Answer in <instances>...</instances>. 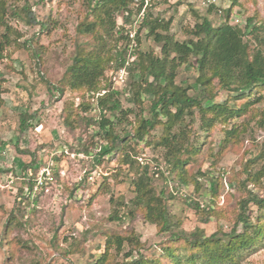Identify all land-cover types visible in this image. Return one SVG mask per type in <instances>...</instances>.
Instances as JSON below:
<instances>
[{
  "label": "rangeland",
  "instance_id": "1",
  "mask_svg": "<svg viewBox=\"0 0 264 264\" xmlns=\"http://www.w3.org/2000/svg\"><path fill=\"white\" fill-rule=\"evenodd\" d=\"M26 1L40 20L50 18L57 23L50 35L40 34L39 25L27 26L10 16L23 6L24 0H9L6 4L7 23L20 33V42L33 41L41 61H36L33 51L23 48L0 61V78L5 81L4 92L0 94V264H96L105 251L108 235L126 239L121 251L115 245L109 247L110 264L135 262L140 256L158 257L159 245L168 236L158 233L138 213L129 214L135 171L120 163L119 153H108V144L98 136L97 127L86 122L90 117H98V111H79L80 118L73 127L65 126V101H73L76 106L79 100L69 89L59 98L45 84L56 85L61 80L71 65L75 43L85 40L76 34V26L87 16V0ZM202 1L154 0L146 9L145 18L170 21V33L182 41L185 39L183 29L195 23L194 11L218 26L222 19L216 17L215 10L230 7L229 0H215L213 10L207 13ZM232 14L235 19L231 18L230 22L240 28L248 17L257 16L264 23V0H241ZM132 19L138 21L135 17ZM141 22H134L129 28L134 36ZM117 23L118 26L123 24L120 19ZM139 39L140 51L153 50L159 54L158 45L146 38L144 28L140 30ZM251 44L255 46L254 42ZM130 45L129 36L119 43L121 49ZM117 70L111 67L104 72L98 94L112 88L121 89L123 84L113 81ZM195 76L194 66L183 65L175 81L196 90ZM138 81L137 74L129 77L127 73L126 85ZM127 97L119 98L121 109H131L133 114L119 123V114L112 117L107 112L106 117L114 122V132L119 138L130 135L124 143L125 152L142 163H149L152 186L157 194L164 191L169 214L177 225L175 230L190 233L200 229L206 236L229 233L239 200L246 197L248 191L264 194V186L251 184L244 172L248 164L253 170L262 166L255 158L264 152V131L256 120L250 117L247 133L240 137L241 143L226 150L217 160L212 155L220 148L222 126L205 134L198 130L199 122L195 121V138L205 144L189 173L200 171L204 176L197 175L198 185L182 186L175 178H167L169 166L162 148L146 146L132 137L136 129L134 115L147 117L148 98H143L141 111L130 104ZM225 100L226 93L222 91L206 106L223 104ZM259 108L264 109V102ZM22 114L34 116L23 132L19 127ZM159 132L160 129H156L154 134L157 136ZM251 161L254 164L249 163ZM33 179L35 186L29 192L24 183ZM21 191L28 198L20 205ZM191 201L206 209L213 207L220 213L219 217H211L204 223L201 213L188 205ZM115 213L117 218H114ZM11 216H15V222L8 224ZM240 264H264V249L247 256Z\"/></svg>",
  "mask_w": 264,
  "mask_h": 264
},
{
  "label": "trees",
  "instance_id": "2",
  "mask_svg": "<svg viewBox=\"0 0 264 264\" xmlns=\"http://www.w3.org/2000/svg\"><path fill=\"white\" fill-rule=\"evenodd\" d=\"M8 1L0 0V61L9 58L11 52L23 48L33 51L36 61L40 63L41 56L33 48V41L20 42V33L7 23ZM139 1L143 4V0ZM240 1L229 0L228 9L215 10L216 17L222 19L218 26L208 17L194 11L195 23L192 27L183 29L185 39L182 41L176 40L170 33V21L144 17L134 36L135 46L121 49L119 43L127 38L124 34L127 30L124 32V28L118 26L117 22L118 19L124 24L133 22L132 18L139 11L132 9L135 0H87V16L76 26V34L85 40L75 43L71 65L56 85L47 84L42 79L48 89L56 92L59 98L69 89L79 100L76 106L73 101H65V126L73 127L80 118L79 111H98V117H90L86 122L97 127L98 136L108 144V153H119L120 163L135 171V178L131 182L134 197L130 200L129 214L138 213L158 233L168 236L159 245L158 257L140 256L135 262L122 264H240L247 256L264 249V194L253 191H248L246 197L239 200L234 226L229 233L206 236L200 229L190 233L176 231L177 225L169 214L168 199L164 196V191L157 194L152 186L149 163H142L125 152L124 143L130 135L124 139L119 138L114 132V122L106 117L107 112L112 117L119 114V123L133 114L131 109H121L119 98L123 96H128L127 101L141 111L143 98L147 97L148 115H134L136 129L132 137L144 142L146 146L162 148L163 158L169 166L167 178H175L182 186L198 185L197 175L204 176L200 171L196 174L189 173V168L197 161L201 146L205 144L195 138V121L199 122L198 130L205 134L222 126L220 148L212 155L215 160L226 150L241 143L240 137L247 133L250 117L264 131V109L259 108L264 102V23L253 16L248 17L241 28L233 25L230 22L232 10L235 6H240ZM213 8L214 5L207 6V13ZM10 16L27 26L39 25L40 34L47 36L56 28L57 21L50 18L40 20L26 0ZM141 28L145 29L146 38L158 45L159 54H155L153 50L142 52L138 49ZM183 65L194 66L196 90L191 85L176 83L178 69ZM111 67L115 70L125 68L129 77L137 74L139 81L128 85L123 83L120 90H103L104 94L100 95L101 79ZM4 82L0 78V94L4 92ZM222 91L226 93L223 104L206 106ZM19 118L20 131L23 132L34 116L22 114ZM156 129H160L157 136L154 134ZM83 152H87V149H83ZM132 152L136 155L135 150ZM256 160L260 161L259 164L262 163L261 168L253 170L248 164L244 172L251 184L263 188V151ZM249 163L254 164V161ZM24 184L32 192L35 180ZM18 198L21 205L28 197L21 191ZM188 205L201 213L204 223H208L211 217L220 215L213 207L206 209L193 201ZM114 218H117V213ZM8 222L14 223L15 216H11ZM125 240L118 235L106 236L105 251L96 260V264H110L109 247L115 245L121 251ZM126 256L128 258L129 254Z\"/></svg>",
  "mask_w": 264,
  "mask_h": 264
},
{
  "label": "built area",
  "instance_id": "3",
  "mask_svg": "<svg viewBox=\"0 0 264 264\" xmlns=\"http://www.w3.org/2000/svg\"><path fill=\"white\" fill-rule=\"evenodd\" d=\"M150 1L151 0H143V4H142L139 0H135V2L133 3V7H134L135 11H137L139 9V11H137L138 14L135 16V20L139 21V20H142L145 17L146 9L150 5ZM214 3H215V0H203L202 1V5L205 6V7H207L209 5H213ZM232 18H234V17H232ZM237 20L238 19L234 20L235 23H237ZM138 21H133L130 24L129 23H126V24L123 23L121 25L125 30H127L126 37L129 36V39H130V42H131L130 47H134L135 46V42H134V35L131 33L129 28L133 27L134 24H135L134 22H138ZM126 77H127V70L125 68H119L116 71V73H115V75L113 77V81L116 84H118V85H122L123 83H125ZM101 94H104V92H102Z\"/></svg>",
  "mask_w": 264,
  "mask_h": 264
}]
</instances>
